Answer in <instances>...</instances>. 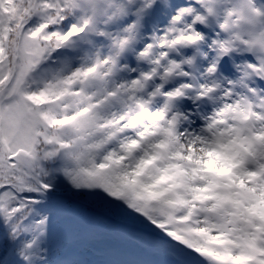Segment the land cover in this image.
Segmentation results:
<instances>
[{
    "label": "snow or ice",
    "instance_id": "obj_1",
    "mask_svg": "<svg viewBox=\"0 0 264 264\" xmlns=\"http://www.w3.org/2000/svg\"><path fill=\"white\" fill-rule=\"evenodd\" d=\"M0 264H264V0H0Z\"/></svg>",
    "mask_w": 264,
    "mask_h": 264
}]
</instances>
